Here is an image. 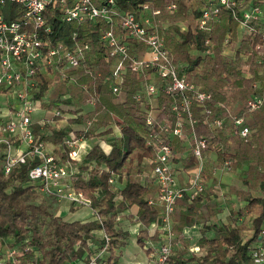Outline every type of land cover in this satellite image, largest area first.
Wrapping results in <instances>:
<instances>
[{"label": "built area", "instance_id": "2783aa9c", "mask_svg": "<svg viewBox=\"0 0 264 264\" xmlns=\"http://www.w3.org/2000/svg\"><path fill=\"white\" fill-rule=\"evenodd\" d=\"M154 1L126 0L127 7L124 8L117 0H0V154L3 156L4 175L11 173L14 167L31 163L27 175L39 193L55 197L60 204L66 202L90 209L94 220L97 219L91 208V199L72 188V182L80 174L78 166L92 147L86 133L95 125L97 118H89L79 136L73 132L67 134L64 139L66 160L55 157L48 146L46 138L51 131L37 132L34 127L35 121L38 127L52 126L59 130L62 127L56 124L57 118L64 122L69 115L73 118L84 115L95 110L98 103L97 93L87 84L78 83L71 74L82 69L85 61L91 59L92 45L80 37L77 30L71 31L67 38H60L59 30H53L49 19L73 24L79 30L83 29L85 34L96 27L107 74L84 67L85 74L92 79H101L112 96L120 95L128 73L140 79L141 89L133 98L144 115L146 144L153 152L143 158L141 166L151 167L150 177L157 192L148 204L159 209L158 219L148 228L150 237L143 248L146 251L151 249L155 264H168L174 248L176 202L184 197L194 200L206 191V162L210 148L207 136L197 132V125L200 122L210 132L222 131L229 125L231 133L244 141L249 140L250 130L245 125V117L236 115L231 104L215 101L211 92L204 90L185 72L177 71L166 39L172 23L165 18L175 14L177 4L171 2L163 8H156ZM185 1L201 2L195 26L207 36L220 21L223 12L231 13L238 25L250 32L254 31L251 24L259 23L263 18L260 3L241 9L243 3L237 0ZM6 2L19 6L11 13L17 15L13 21L4 18ZM176 23L181 30L186 29L182 22ZM228 41L227 35L224 45ZM205 44L210 46L209 37L205 39ZM250 48L263 56L264 35L258 44ZM208 53L209 49L205 54ZM241 71L251 77L247 65H242ZM39 76L49 79L47 91L41 96L37 95ZM262 83L264 79L251 84V88L258 93L244 104L248 114L264 106ZM59 85L68 88V93H60L59 98L52 102L50 93ZM77 87L86 93L84 104H66L67 99L74 95L71 90ZM161 94L168 98V103L156 106L154 102ZM84 107L88 108L85 110ZM40 110L49 112L50 116L32 118ZM115 130L119 135L120 129L115 127ZM171 139H178L190 147L189 152L196 160L194 167L187 169L176 162ZM103 145L104 142H101V149L108 154L111 146L106 150ZM230 168L231 162L224 160L220 167H211L210 174L228 172ZM180 174L184 179L179 178ZM108 182L114 191L124 187L115 174L110 175ZM93 196L98 198L99 191L95 190ZM133 221L137 222L136 216ZM138 224L131 230L135 235ZM155 235L156 242L151 239ZM28 244L26 239L0 252V264H23L21 260L31 249ZM87 244V250L71 264H113L107 259L110 238L102 229L92 230ZM31 250L42 259L35 247ZM192 250L199 251V248L191 249L194 252ZM250 257L253 264H264V242L250 250Z\"/></svg>", "mask_w": 264, "mask_h": 264}, {"label": "trees", "instance_id": "16d2710c", "mask_svg": "<svg viewBox=\"0 0 264 264\" xmlns=\"http://www.w3.org/2000/svg\"><path fill=\"white\" fill-rule=\"evenodd\" d=\"M121 4L124 0H117ZM243 3L242 8H251L259 4L258 0H237ZM177 4V11L173 15H166L172 26L166 34L167 45L170 47L173 62L179 73L185 72L201 87L213 94L214 100L227 101L223 86L227 83L232 86V99L235 103L234 113L245 117V125L250 130L248 141L242 140L238 135L231 133L229 125L222 131L210 132L201 123L197 125V132L208 138L209 148L214 151L217 158L223 162L229 160L234 169L239 168L241 173L238 180L230 188L239 201H245L246 212L255 214L254 234L251 239L242 243L241 233L244 227V212L242 208L232 209L226 216V222L217 218L222 204L220 201L198 196L194 200L187 197L179 199L175 205V217L178 222L177 235L183 227L200 225L201 238L199 246L204 250L203 255L193 256L191 259L183 258L186 250L173 252L168 259V264H253L250 257L252 243L264 241V107L248 114L245 111V102L255 92L251 88V81L245 80L239 73L241 58L236 55L235 62H230L222 56L223 44L229 33L233 45L236 40L237 21L231 13L223 12L220 25H214L207 34L195 26L199 16L201 2L188 3L185 0H155L154 7L163 8L167 4ZM123 4V3H122ZM18 5L6 2L3 15L6 20L13 21L17 15H12L13 9ZM122 7L126 8L127 4ZM176 21H183L186 26L181 30ZM54 31L59 30L60 38H67L71 31L77 30L80 37L87 39L92 45V57L85 61L83 68L71 72L80 84H87L98 95L96 109L87 111L86 114L67 118L61 129H52L51 135L46 138L51 149L58 159H67V148L64 139L73 132L80 135L81 128L93 116L96 123L86 133L87 138H95L96 142L78 166L80 174L72 182L75 191L82 192L84 197L91 199V208L95 211L97 219L81 222L80 220L65 221L52 212L53 205L58 201L55 197L39 193L28 178V169L32 165H19L14 167L8 175L3 173V159L0 154V252L13 248L28 240L29 247L36 248L41 255V260L35 256L34 250H29L21 260L23 264H71L80 258L88 248L87 240L91 238V231L102 229L110 238L108 247L109 261L117 264L122 248L130 234L119 228V220L133 206L137 207V221L139 229L135 235L136 243L142 248L149 239L148 227L158 219L157 208L148 204L150 197L154 196L157 188L153 186L150 177L151 167H142L141 160L153 154L152 149L146 144V127L144 115L139 104L134 100V95L141 89L140 79L128 73L122 92L112 96L101 79H92L84 72V67H90L102 74H107L102 55L103 49L99 44L97 28H90L85 34L83 29H78L73 24L60 23L57 19H49ZM253 32L245 31L237 53L247 52L261 41L264 35V25L252 23ZM210 38V46H206L205 39ZM209 49V53L205 54ZM254 55H250V63L256 70ZM259 69V66H257ZM257 69V70H258ZM37 81L40 89L38 96L45 94L49 79L39 76ZM62 85L57 86L50 93V98L56 101ZM64 88V87H63ZM74 94L68 105L82 106L86 93L80 88L71 90ZM159 105H167L168 98L161 94L156 99ZM85 108V107H84ZM73 114V112H72ZM57 122L59 119L57 118ZM110 124L120 129L119 135H114ZM48 129V126L46 127ZM100 130V131H99ZM106 141L111 150L105 154L99 146L100 139ZM101 139V140H102ZM99 140V141H98ZM2 146H0L1 150ZM173 154L176 159H181L185 149L187 154L183 160L185 167H194L196 160L190 147L180 141L172 143ZM150 169V170H149ZM149 172V173H148ZM115 174L122 181L124 188L114 191L108 180ZM98 190L100 196L95 198L93 192ZM49 200L48 202L46 201ZM118 217L119 220H118ZM178 238V237H177ZM156 242L157 237L152 236ZM176 240V239H175ZM174 240V243H175ZM78 245V248L75 246ZM151 249H148L150 252ZM146 251L147 253H149Z\"/></svg>", "mask_w": 264, "mask_h": 264}, {"label": "crops", "instance_id": "0c3cea01", "mask_svg": "<svg viewBox=\"0 0 264 264\" xmlns=\"http://www.w3.org/2000/svg\"><path fill=\"white\" fill-rule=\"evenodd\" d=\"M258 2L260 3V5L262 7V10H263V18H262V20L259 23L262 24V25H264V0H258ZM222 20L223 19L221 18L220 21L217 24L220 25L221 24L220 22H222ZM178 22H182L184 24L183 21H178ZM236 32H237L236 33V40L234 41L233 45L232 44L231 45H229V44L224 45L223 44L222 56L226 57L230 62H235V60L237 58L236 55H239V57L241 58V61H242L241 64H240V66H239V73H240V75H241V77L243 79L251 81V84L254 81H261V80H263L264 79V49H263V56H259V54H257V52H254L250 47L248 48L247 52H241V53L238 54L237 53V50L239 49V47L241 45V41L243 40V36L245 34V31L240 27V25H237ZM227 35L229 36V41H230L231 40V36H230L229 33ZM229 41H228V43H229ZM249 50H251V53H250ZM253 54H255L254 55L255 64L257 66H259V69L256 66V70L255 71L253 70V66L254 65L250 63V57H249L250 55H253ZM242 65H247L248 66L251 77H247V75H245L241 71ZM260 87H262L263 93H264V83H262L260 85ZM222 92L225 93V96L227 98L226 99L227 102L232 105L233 110H234L235 103L233 102V100H231L232 99L231 96L233 94L232 93L233 92L232 86L230 84H227L226 83L223 86V88H222ZM253 92H255V94L258 93V91H254V90H253ZM156 102L157 101L155 100L154 104L156 106H158V104ZM87 108L85 107V110ZM68 117L69 118L70 117L73 118L72 115H69ZM56 124H59L61 127H64V125H65V124H63L60 121L57 122ZM34 127H35V129H36L37 132H42V133L43 132H46L47 130H50V127L49 126H48V129L46 128L47 126L38 127L36 125V122L35 121H34ZM109 127H111V129L113 130V132H114L113 134L114 135H117L116 130H115V127H117V126L114 125V124H110ZM51 128L52 129H55V127H52V126H51ZM101 139H100V141L98 140L99 141V146L101 145V142H104V145L103 146H107L108 149H109L110 148V145L106 141H104L103 139L101 140ZM87 141H88V143L91 144V146L93 145L91 143V141L88 140V138H87ZM175 141H179V140L178 139H171V144L173 142H175ZM180 142H182V141H180ZM185 145H187V144H185ZM48 146L51 148V146H50L49 143H48ZM100 148H101V146H100ZM210 153H213L214 155H210ZM186 154H187V150L185 149L181 153V156H180L181 159H179V160L176 159V162L177 163L184 164L182 158H184L186 156ZM221 163L222 162L217 158V156L214 153V151H211L210 150L208 152V160L206 162V175H205L206 191L202 195V197H206L207 196L208 199L220 201V203L222 205H225L226 204L225 201H229L228 203H230V204L231 203H236L237 205H239L238 208H242L243 209L244 215H243L242 219H244V227H243L242 233H241V240H242V243H244L248 239H251L253 237L254 230H255L253 220L255 219L256 216H255V214H251V213L249 214V213H247L246 212V209H245V206H246L247 203L245 201H239L237 199L236 195L234 193H231L230 192V188L238 180L239 175L241 173V170L239 168L234 169L232 167V165H231V168H230V170L228 172H226V171H217V173L215 175L210 174V168L213 167V166H219L220 167ZM181 164H178V165H181ZM144 167H149V166H144ZM185 168H187V167H185ZM187 169H190V168L188 167ZM179 178L180 179H184L183 174H180L179 175ZM153 186H155V185L153 184ZM154 196H152V197H154ZM152 197H150V198H152ZM64 204L68 205V207L66 206L65 209L71 207V205L68 204V203H66V202ZM79 208H82L83 211L88 210L85 207H79ZM221 208H220L219 212L216 214L217 215V218L220 221L226 222V219L225 218H220L219 217L220 216L219 214L221 213ZM232 209H237V208H233L232 207L230 210H232ZM83 211H80V212L83 213ZM157 211L159 213V209L158 208H157ZM127 213H129L131 216L130 217H127V216L124 215L123 217H121V219L119 220V228L123 232L126 230V232H128L130 234V236L132 235V236L135 237V235L132 234V231L131 230L133 228H135L137 226V224H138V221L137 222L136 221H133L134 216L137 217V207L136 206H133ZM89 215H90V213H89ZM80 217L81 218H77L76 220H80L81 222L89 221V219H87L88 216L85 215V213L84 214H80ZM83 217H85V218H83ZM129 224H130V226H129ZM177 225H178V222L176 220L175 212H174V215H173V228L176 229ZM200 231H201V226L195 224V225H192L190 227L189 226L183 227L182 230H181V232L178 235L176 233H174V239H173L174 248H173V252H180V251L186 250V252L182 256L185 259H191L193 256H197L198 255L197 252H200V249L203 250L199 246V241H200V238H201V232ZM157 234H159V231L157 232ZM156 236L157 235H155V237ZM174 240H175V243H174ZM135 241H136V238H135ZM126 242L128 243V239L126 240ZM262 242H264V241L254 242L251 245H252V247H255L256 245H258L259 243H262ZM127 243L122 248L121 255L123 254V256H121V257H123V258L125 257L126 253L128 252V251H126ZM195 247H198L199 248V251L191 252V249H193ZM140 249H143L144 250L143 247L142 248L140 247ZM203 252H204V250H203ZM149 254L151 255V251L149 252ZM201 255H202V253H201ZM119 263L120 264H126L124 261L119 262ZM119 263H117V264H119ZM196 263H197L196 261H193V264H196Z\"/></svg>", "mask_w": 264, "mask_h": 264}, {"label": "rangeland", "instance_id": "374dc122", "mask_svg": "<svg viewBox=\"0 0 264 264\" xmlns=\"http://www.w3.org/2000/svg\"><path fill=\"white\" fill-rule=\"evenodd\" d=\"M122 3L125 4L126 0H124ZM122 3L120 4V6L123 5ZM16 8L19 9V6H17ZM62 86H64V85H62ZM60 89H61V91H59V92L61 93V95L68 93V88L61 87ZM62 103L65 104L64 102H62ZM67 103L69 104L70 100L67 101ZM43 115L50 116V113L47 111L44 112V111L40 110V111H37L36 113H34L32 115V118L38 119L39 117H42ZM62 123L66 124L65 122H62ZM88 140H90L92 144H94L96 142L95 138L89 137ZM104 148L108 149L107 146H104ZM210 155H214V154L210 153ZM46 201L48 202L49 200L46 199ZM225 202H226V204L222 205L221 213L219 214L220 215L219 217L226 219V216L228 215L230 209L232 207L238 208L239 205H237L236 203L230 204V203H228L229 201H225ZM66 206L68 207V205H66L64 203L63 204H60V203L54 204L52 212L55 213V215L61 217L65 221H73V220H76L77 218H81L80 214H84V213H85V215L88 216L87 219L94 220V216H92L90 209L83 211L82 208L75 207L73 205H71V207L65 209ZM79 210L83 211V213L80 212ZM88 212L90 213V215ZM85 217H83V218H85ZM133 235H135V233ZM126 251H128V252L126 253L125 257L124 258L121 257V256H123V254H122L119 258L118 263L124 261L126 264H155V262L153 260L154 258H152V256L149 253H147L145 250L140 249V247L136 244L135 237L132 235L129 236V238H128ZM192 251H194V250H192ZM194 252H196V251H194ZM201 253L203 255V250L200 249V252H197V254H198L197 256H199V255L201 256Z\"/></svg>", "mask_w": 264, "mask_h": 264}]
</instances>
